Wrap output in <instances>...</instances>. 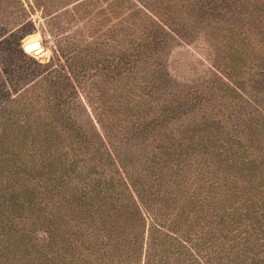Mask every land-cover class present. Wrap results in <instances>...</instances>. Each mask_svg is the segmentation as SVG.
<instances>
[{"label":"trees","instance_id":"trees-1","mask_svg":"<svg viewBox=\"0 0 264 264\" xmlns=\"http://www.w3.org/2000/svg\"><path fill=\"white\" fill-rule=\"evenodd\" d=\"M65 2L0 0V264H264V0Z\"/></svg>","mask_w":264,"mask_h":264},{"label":"rangeland","instance_id":"rangeland-1","mask_svg":"<svg viewBox=\"0 0 264 264\" xmlns=\"http://www.w3.org/2000/svg\"><path fill=\"white\" fill-rule=\"evenodd\" d=\"M18 1L25 2V0ZM71 1L72 0H69L70 3L65 2L58 4L51 11H61L65 6L66 8L71 7ZM101 4L104 5L105 3ZM107 15L108 19L104 23V25L100 27V31H103V29H106V27L107 29L113 28V26L115 25L114 22L116 19L114 15L110 13H107ZM42 17L43 15L41 14L39 9L29 10V12L26 13V15L23 17V20L27 19V23L24 26L25 31L22 32L18 40L21 48L22 44L26 43L30 39H36L40 42V46L42 47V52L40 54L34 55L30 52L26 53L27 55L37 59L39 62H45L46 60H48L55 38L54 35L47 31V28L44 25V19ZM82 21H84V19L74 22L70 27L60 30L59 34L68 33L70 30H72V28L76 27L79 24H82ZM83 35L86 39L89 38L86 33H84ZM100 38L102 39V41H106L104 47L107 49H111L112 45L114 44V38H112L111 36H106L104 33L101 34ZM196 41L197 42H193L190 44H183L182 42H171L168 44L163 56L165 58L166 68L170 75L177 77L186 76L190 72V67L193 68L192 70L197 69L199 71L207 65V61L202 60V64L199 62V60H197L199 58L204 59L206 53L202 50L204 47V43L201 41L198 42V40ZM93 92L94 94H96L95 91Z\"/></svg>","mask_w":264,"mask_h":264},{"label":"water","instance_id":"water-1","mask_svg":"<svg viewBox=\"0 0 264 264\" xmlns=\"http://www.w3.org/2000/svg\"><path fill=\"white\" fill-rule=\"evenodd\" d=\"M40 45V42L35 40L31 43H23L22 44V50L25 52V53H33L34 55L36 54H40L42 52V47L40 46V48L35 51L33 49H31L32 47H35V46H39Z\"/></svg>","mask_w":264,"mask_h":264},{"label":"bare ground","instance_id":"bare-ground-1","mask_svg":"<svg viewBox=\"0 0 264 264\" xmlns=\"http://www.w3.org/2000/svg\"><path fill=\"white\" fill-rule=\"evenodd\" d=\"M39 48H37V49H34L35 51H37Z\"/></svg>","mask_w":264,"mask_h":264}]
</instances>
